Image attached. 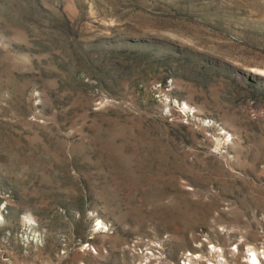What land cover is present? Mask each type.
<instances>
[{
	"label": "rangeland",
	"instance_id": "rangeland-1",
	"mask_svg": "<svg viewBox=\"0 0 264 264\" xmlns=\"http://www.w3.org/2000/svg\"><path fill=\"white\" fill-rule=\"evenodd\" d=\"M0 264H264V0H0Z\"/></svg>",
	"mask_w": 264,
	"mask_h": 264
}]
</instances>
